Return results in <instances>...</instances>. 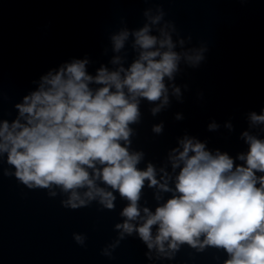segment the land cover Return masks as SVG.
<instances>
[{
	"label": "clouds",
	"instance_id": "1",
	"mask_svg": "<svg viewBox=\"0 0 264 264\" xmlns=\"http://www.w3.org/2000/svg\"><path fill=\"white\" fill-rule=\"evenodd\" d=\"M144 16L143 27L131 32L123 28L111 37L116 53L133 37L137 56L129 66L117 55L111 60L113 69L101 65L90 75L89 60L74 59L40 78L38 88L15 105V120L0 121V156L6 154L14 169L4 175L14 176L28 189H47L51 197L59 188L67 194L62 207L73 210L92 201L111 210L113 192H118L128 201L121 212L124 222L115 226L121 230L120 239L135 232L150 250L167 254L166 243L170 250L187 243L199 250L223 249L228 255L224 264H264V175H257L264 174V139L245 131L248 151L233 159L184 136L168 157L172 171L179 169L174 188L169 187L172 177L164 168L158 180L151 163L146 170L137 167L144 154L129 150L130 125L140 120V101L155 103L151 109L155 115L169 105L170 87L179 100L180 87L166 81H174L181 62L198 67L207 51L205 46L177 51V45L184 49L185 39L179 38L174 22L161 24L162 8L154 15L148 9ZM157 25L158 34H153ZM187 39L191 41V36ZM176 119H182L181 114ZM250 121L264 125V111L251 113ZM218 127L215 122L208 125L209 130ZM162 129L157 124L152 131L159 134ZM145 181L149 188L172 193L154 212L139 205ZM73 239L85 245V236L73 233ZM102 254L111 255L107 249Z\"/></svg>",
	"mask_w": 264,
	"mask_h": 264
},
{
	"label": "water",
	"instance_id": "2",
	"mask_svg": "<svg viewBox=\"0 0 264 264\" xmlns=\"http://www.w3.org/2000/svg\"><path fill=\"white\" fill-rule=\"evenodd\" d=\"M178 1L0 0V121L15 120V105L38 88L40 78L74 59L87 58L90 75L101 65L113 69L117 55L129 66L137 56L133 37L116 53L112 35L143 27L148 9L154 15L162 8L161 24L170 21ZM5 170L14 172L6 154L0 156V264H26L66 209L60 202L67 194L28 189Z\"/></svg>",
	"mask_w": 264,
	"mask_h": 264
}]
</instances>
